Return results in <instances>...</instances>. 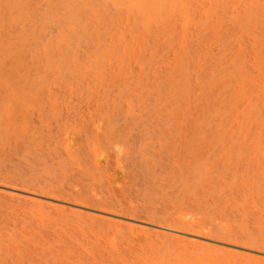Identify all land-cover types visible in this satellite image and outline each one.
I'll return each mask as SVG.
<instances>
[{
  "label": "rangeland",
  "instance_id": "374dc122",
  "mask_svg": "<svg viewBox=\"0 0 264 264\" xmlns=\"http://www.w3.org/2000/svg\"><path fill=\"white\" fill-rule=\"evenodd\" d=\"M4 1L0 2V11H4ZM22 3L37 14L34 23L24 24L28 41L23 48L30 54L26 61L33 55L44 63L42 55L35 53L40 52L50 34L52 38L57 35L60 27L51 23L43 27L45 21H38L47 9L43 0ZM108 23L103 21L101 32ZM217 26L220 32L214 34ZM245 30L228 13L220 14L218 22H212L191 48V68L203 84L196 101L197 93L191 95V101L184 100L178 86L168 80L173 75H167L165 67L172 53L163 47H157L151 61L148 57L142 60L149 64L150 73L159 68L156 77L160 87L149 75L152 85L137 87V68L131 75L127 73L126 83L107 76L99 91L80 81L71 75L77 69L71 60L75 56L81 60L96 51L95 34L88 40L78 35L62 47L64 79L72 92L57 81L50 90L54 101L32 69L20 73L15 67L0 69V189L28 188L70 201L83 200L139 222L180 226L178 219L189 214L192 227L187 229L245 245L251 253L264 251V216L258 212L264 207V157L261 151L255 152L241 142L233 148L224 146L215 130L221 122L215 110L222 112V105L230 107L228 101L235 98L234 78L221 80L228 72L237 71V66L229 64V52L236 39H245ZM100 40L105 44L110 41L105 36ZM22 90L27 92L26 99L12 102L10 98ZM128 92H132L134 113H128L123 101ZM20 104L29 107L21 111ZM10 105L13 108L7 115L5 109ZM66 131L71 132L76 148L72 159L61 149ZM117 147L120 169L114 164ZM94 149L109 155L107 166L96 169L92 165ZM73 224L55 215L40 222L0 198V264H113L110 257L124 258L126 264L153 257L158 258L156 262L177 263L175 251L167 246L150 249L126 233L114 236L101 226L90 233ZM9 238L19 246L12 245Z\"/></svg>",
  "mask_w": 264,
  "mask_h": 264
},
{
  "label": "bare ground",
  "instance_id": "6f19581e",
  "mask_svg": "<svg viewBox=\"0 0 264 264\" xmlns=\"http://www.w3.org/2000/svg\"><path fill=\"white\" fill-rule=\"evenodd\" d=\"M43 2L47 9L39 15L41 19L38 21L42 19V22L45 21L46 25L43 24V27H46L47 23L60 27L54 38L49 35L50 39L43 44L40 52H34L42 55L45 62L33 55L30 61H26L29 50L23 48L24 43L28 41L24 24L34 21L37 14L22 3V0H5L4 11H0V69L15 67L19 73L32 69L36 72V80L48 87L50 92L48 98L53 101L54 96L50 90L56 87L57 81L66 84L67 89L72 92L69 83L64 79L65 66L61 65L60 59L62 47L68 44L66 43L68 40H74L78 35L79 38L88 40L91 34L96 35V51L81 60L78 56L71 60L72 67L77 68L71 75H75L80 81L99 91L107 76L113 75L126 83L129 78L127 73L131 75L134 68H137V78L134 79L137 87L150 83L148 75L155 78L153 83L157 82L156 86L160 87L161 82H158L156 77L160 72L159 68L155 67L150 73L149 64L142 60L148 57L151 61L155 57L157 47H163L172 53V59L165 67L166 74L173 75L168 80L173 86H178V92L184 100H190L191 95L197 93L193 100L196 101L202 93L203 84L197 72L191 68L193 62L191 48L199 43L212 22H218L220 14L228 13L232 21L245 26L246 36L244 40L239 38L232 43L234 47L233 50L230 49L231 55H228L230 66H237V71L228 72L221 81L234 78L232 87L235 98L228 101L230 107L222 105V112L219 108L215 110L219 111L215 117L218 115L221 119V122L215 125V130L220 134V141L224 146L233 148L241 146L238 144L241 142L244 146L250 145L255 152L261 151V156L264 157V0H43ZM104 20L109 23L105 31L101 32ZM47 30L43 28V32L48 33ZM16 31L18 33L13 34ZM213 32L219 33L220 27H215ZM102 36L110 40L108 44L101 43ZM50 62L53 63L52 66ZM49 74L52 76L51 79ZM168 94H171V91ZM27 96V92L23 93L22 90L19 95H14L10 99L14 103L17 100L22 102L20 98L25 100ZM131 96L132 92H128V95L123 97L128 113L135 112L134 99L132 100ZM121 99L122 97H119V100ZM212 100L215 101L213 97ZM20 105L23 108L21 111L29 107L27 104ZM12 108V105L7 106L5 113L8 115ZM188 110H191V107ZM190 114L193 115L192 112ZM71 138V132L66 131L61 139V149L68 159H72L76 154ZM116 149L114 164L115 168L120 169V148ZM92 155V165L96 169L105 167L110 162L109 155L99 149H94ZM6 188L9 190L0 189V198L21 207L40 222L55 215L56 219L64 223L69 220L78 228L90 233H95L97 226L105 227L114 236L126 233L139 238L150 249H153L154 245L169 247L170 251H175L176 264H264V251H255L259 254H254L255 252H249L250 249L245 245L235 244L231 240H218L210 234L206 235L202 230H190L192 221L188 217L192 215L189 214L178 219L180 226L163 222H139L112 209L92 207L83 200L70 201L55 194H42L28 188L21 190L15 187ZM258 212L264 216V207L258 209ZM9 239L12 245L19 246L17 242L13 243L11 238ZM93 259L95 260L94 257ZM109 259L113 264H126V260L121 257ZM156 260L158 258L155 257L138 258L131 264H166Z\"/></svg>",
  "mask_w": 264,
  "mask_h": 264
}]
</instances>
